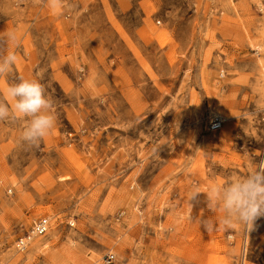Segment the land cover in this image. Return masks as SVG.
<instances>
[{
    "label": "rangeland",
    "instance_id": "1",
    "mask_svg": "<svg viewBox=\"0 0 264 264\" xmlns=\"http://www.w3.org/2000/svg\"><path fill=\"white\" fill-rule=\"evenodd\" d=\"M6 50L0 101L36 78L55 127L30 147L0 121V262L264 264V216L212 229L188 199L264 162V0H0Z\"/></svg>",
    "mask_w": 264,
    "mask_h": 264
},
{
    "label": "clouds",
    "instance_id": "2",
    "mask_svg": "<svg viewBox=\"0 0 264 264\" xmlns=\"http://www.w3.org/2000/svg\"><path fill=\"white\" fill-rule=\"evenodd\" d=\"M8 39L16 38L10 34ZM16 62L17 57L11 50L0 55V78L5 77ZM5 95L8 102L0 101V121L24 119L21 140L30 147H39L55 127L52 102L44 85L36 78H21L8 86ZM260 112H264V95L258 99L256 113L252 115ZM201 192L207 193L208 207L222 213L218 220L208 222L209 228L222 225L230 230L242 224L251 230L254 221L264 216V162L254 165L246 175L234 173L224 184L213 183L206 191L193 183L188 199H195Z\"/></svg>",
    "mask_w": 264,
    "mask_h": 264
},
{
    "label": "built area",
    "instance_id": "3",
    "mask_svg": "<svg viewBox=\"0 0 264 264\" xmlns=\"http://www.w3.org/2000/svg\"><path fill=\"white\" fill-rule=\"evenodd\" d=\"M223 123H224V119L220 115L212 114L208 120L206 130L209 132L217 131L222 127ZM48 225H49L48 219L40 218L33 223L31 230H30V234L34 236L43 235L47 231ZM16 246L19 250L23 249L25 246L24 240L19 239L16 243ZM107 260L109 261V263H111L113 261V256L108 255ZM0 264H3V263L0 262Z\"/></svg>",
    "mask_w": 264,
    "mask_h": 264
},
{
    "label": "bare ground",
    "instance_id": "4",
    "mask_svg": "<svg viewBox=\"0 0 264 264\" xmlns=\"http://www.w3.org/2000/svg\"><path fill=\"white\" fill-rule=\"evenodd\" d=\"M33 236H34V235H32V236H31V235L28 236L26 240H27V241L29 240V242H31L32 238H34ZM38 243H39V242H38ZM38 243H37V241H34L33 244H32V246H34V248H35V247L37 248L36 244H38ZM39 246H40V245H39ZM39 246H38V247H39ZM36 248H35V249H36Z\"/></svg>",
    "mask_w": 264,
    "mask_h": 264
}]
</instances>
